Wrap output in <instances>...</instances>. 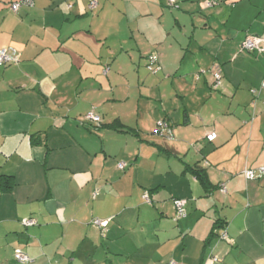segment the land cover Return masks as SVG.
<instances>
[{
	"label": "crops",
	"instance_id": "crops-1",
	"mask_svg": "<svg viewBox=\"0 0 264 264\" xmlns=\"http://www.w3.org/2000/svg\"><path fill=\"white\" fill-rule=\"evenodd\" d=\"M13 1L0 0V49L14 47L18 58L0 67V175L14 181L0 191V264H21L15 248L27 264H264V175H243L264 165V40L262 50L241 47L246 35L264 37V0H175L179 18L168 0H96L93 9L90 0H34L17 12ZM196 13L205 15L194 22ZM150 53L156 73L174 71L187 102L179 117L166 116L177 125L176 144L162 146L169 154L152 146L143 155L146 145L136 144L158 114H131L142 121L131 127L119 113L136 90L143 96L149 79L126 70L146 66ZM207 70L220 72L219 90ZM91 108L96 129L82 122ZM115 119L137 135L105 127ZM186 164L203 168L214 188ZM174 198L187 200L178 219ZM27 218L35 223L24 226ZM215 219L228 240L209 238Z\"/></svg>",
	"mask_w": 264,
	"mask_h": 264
},
{
	"label": "rangeland",
	"instance_id": "rangeland-1",
	"mask_svg": "<svg viewBox=\"0 0 264 264\" xmlns=\"http://www.w3.org/2000/svg\"><path fill=\"white\" fill-rule=\"evenodd\" d=\"M169 11H171L173 14H178V18H179V10L170 7ZM205 15V14H204ZM204 15L196 13L194 14V16H197L194 19V22L198 21V17L202 16L204 17ZM209 18V17H208ZM174 17H171L168 20V24L167 26L170 27L169 30H171V37L172 38H176L179 41V24H177L174 20ZM213 25V24H212ZM214 26L216 27V23L214 24ZM204 27V26H202ZM212 29V28H211ZM185 35L190 36L191 37V33H192V29H191V22L188 21V26L186 27V31H184ZM186 41V39H185ZM135 52V51H133ZM133 57L135 58V62H137L138 60V55L137 53H133ZM124 60H126L128 62V57L125 56ZM147 63H148V59H147ZM137 65H139V70H126L128 71V73L134 74L135 78H137V75L140 76V78L142 79H149L146 82V86L143 87L142 89V97L138 96V90L135 91V96H133L132 98H129L128 100H125L123 102L122 105H124V107L126 108L124 111L119 110L120 114H125L126 120L130 119V125H132L131 127H135L136 124L141 125L142 121L138 120L137 115L136 116H132L131 114H158V116H156L155 118L153 117V115H151L152 118H154V120L152 122H154L155 124H157V120H162L164 118H166L167 115L169 114H173V117L177 118L179 117V104L180 105H187L186 101H179V79L178 77H174V71H173V75H171L169 78L165 77L163 75V73L160 71L156 74L150 72L145 64L143 59H141L140 64L137 63ZM131 66V65H130ZM136 67V64L132 65L131 68ZM2 67V66H0ZM109 71V70H107ZM106 71V72H107ZM211 73V70H207L206 73ZM133 76V77H134ZM134 79V78H133ZM151 84V87L154 89H159V92L156 90L151 91V93L148 92V85ZM220 88H218L219 90ZM155 93V94H154ZM157 93V94H156ZM149 97V98H148ZM138 98H140V101L138 100ZM134 108V109H133ZM150 118V116H149ZM149 120V119H148ZM150 121V120H149ZM169 124H171L172 129L176 128V123L171 122V120L168 121ZM146 123V121H145ZM134 125V126H133ZM150 128H148L147 131L143 130L145 128L142 129L141 133L139 134L138 137H135L136 139V144L139 143H143L145 144V149H143V155L146 154V152H151L150 147H156V145L159 146H164V142L166 141V143L169 144H176L174 143L175 140L171 141V140H166L163 137L157 135L156 132V126H155V130L154 128L152 129V126H149ZM175 130V129H173ZM174 132V131H173ZM155 133L157 135V137L152 134ZM174 136L175 138L177 137V134L174 132ZM139 137L141 140H139ZM152 143H154L152 145ZM155 145V146H154ZM127 153V152H126ZM138 154V148H136V155ZM139 156V158H144L142 159V162H144L145 164L148 163L149 161H151V159H149V157L147 156ZM164 159H166V157H162ZM168 160H177L179 162L178 157H169ZM148 161V162H147ZM145 164H141V168H143V166H145ZM140 174H143V172H139ZM170 183H168V186L171 188ZM142 202L144 203V201L142 200ZM145 204H152V203H146Z\"/></svg>",
	"mask_w": 264,
	"mask_h": 264
},
{
	"label": "trees",
	"instance_id": "trees-1",
	"mask_svg": "<svg viewBox=\"0 0 264 264\" xmlns=\"http://www.w3.org/2000/svg\"><path fill=\"white\" fill-rule=\"evenodd\" d=\"M15 1H17V0H15ZM15 1H13V2H15ZM12 4V2L10 3V5ZM167 5H168V1H167ZM23 6H25V5H23ZM97 6V5H96ZM169 7H178V5L174 2V4L173 5H168ZM22 7V6H21ZM95 8V7H94ZM246 37H248V35H246ZM245 37V38H246ZM245 38H244V40H245ZM243 40V41H244ZM242 45V44H241ZM4 48H14V47H4ZM2 49V48H1ZM151 56H155L156 57V61H155V63H153L152 65H151V61H150V57ZM147 59H148V63L146 64V68L150 71V72H152V73H156L157 71H159L160 70V65H159V59H158V54L157 53H150L148 56H147ZM17 61H18V58H17ZM17 61H13V62H9V63H15V62H17ZM9 63H7V64H9ZM7 64H5V65H7ZM4 64L3 65H0V66H5ZM107 70V69H106ZM203 73H204V71H203ZM211 75H212V72H211ZM211 88L212 89H215V90H217L218 89V87H213V83L211 84ZM89 111H93L96 115H98L99 116V122H93V121H90V120H87V119H85V115L89 112ZM85 115H84V120L82 121V122H86L87 124H89V126H91V127H93V128H99L102 124H101V117H100V115L99 114H97L96 113V111L93 109V108H91L90 110H89ZM86 123H84V124H86ZM86 124V125H87ZM105 127H108V128H110V129H113L114 131H118V132H128V131H131V132H133V133H135L136 135H137V133L135 132V129H127V126H125L123 123H121L120 122V120L119 119H115L113 122H111V123H109V124H106L105 125ZM157 135H159V136H161V137H163L164 139H166V140H174L175 139V136H174V133H173V129H172V127H171V124H169V122H168V120L166 119V118H164V119H162V120H159L158 122H157V124H156V132H155ZM215 133V132H214ZM216 134V133H215ZM207 135V134H206ZM206 135H205V138L208 140V138L206 137ZM215 138H216V136H215ZM214 138V139H215ZM213 139V140H214ZM213 140H211V141H213ZM210 141V140H209ZM154 144V143H153ZM156 147L159 149V150H161V151H163V152H165L166 154H169L170 153V151L167 149V148H164V147H162V146H158V145H156ZM120 163H122L123 164V166H122V168H120L119 167V164ZM117 167L119 168V169H123L124 167H125V164L123 163V162H117ZM186 167H187V169L191 172V174L199 181V183L205 188V190H210V189H212L211 187H213V185L210 183V181H209V179H208V177H207V174H206V172H205V170L203 169V168H201L198 164H194V165H189V164H186ZM259 167V166H258ZM257 168V167H256ZM243 175H244V173H243ZM245 177V176H244ZM261 177V176H260ZM260 177H258V178H260ZM257 179V178H256ZM13 185H14V181H13V178H12V176H7V175H0V191L1 192H7V191H10L12 188H13ZM222 186H224V185H222L221 184V186L218 188L219 189V191L221 192V193H223L220 189H221V187ZM214 188V187H213ZM226 188V187H225ZM226 192H227V190H226ZM225 192V193H226ZM97 193H98V191L96 190L94 193H93V197H95L96 195H97ZM147 196L148 197V201H146L145 200V198H144V196ZM141 199L144 201V202H146V203H152V199H151V197H150V194H149V191L148 190H144L143 192H142V194H141ZM174 199H179V198H174ZM173 199V200H174ZM173 200H172V203H173ZM184 200H186V199H184ZM186 204H187V200H186ZM186 204H185V207H184V213L186 214ZM173 206H174V204H173ZM174 208V212H175V218L176 219H178L180 216L177 214V212H176V210H175V207H173ZM181 217H183V216H181ZM27 219H29V220H32L33 221V224L35 223L34 222V220L33 219H31V218H27ZM96 219H98V218H94L93 220H92V223L95 225V226H97V227H99V228H104L105 226H98V225H96L95 223H94V221L96 220ZM23 220L24 219H22V221H21V223L23 224ZM98 220H100V219H98ZM100 221H103V220H100ZM105 221V220H104ZM33 224H31V225H33ZM106 224H107V221H106ZM24 225V224H23ZM24 226H26V225H24ZM27 226H30V225H27ZM222 231H226L225 230V227L222 225V223H221V219H215L214 220V222H213V227H212V230H211V232H210V235H209V238H218L219 240H221L220 239V237H219V234H220V232H222ZM228 236V235H227ZM209 240V239H208ZM15 249H19V248H15ZM15 249H14V251H13V257H14V252H15ZM19 250H21V249H19ZM22 251V250H21ZM23 252V251H22ZM27 255V254H26ZM210 256H212V255H210ZM14 259H15V257H14ZM16 260V259H15ZM17 261V260H16ZM171 261V260H170ZM169 261V262H170ZM17 262H19V261H17ZM169 262H167L166 264H168ZM20 263V262H19ZM21 264H27V263H21Z\"/></svg>",
	"mask_w": 264,
	"mask_h": 264
},
{
	"label": "built area",
	"instance_id": "built-area-1",
	"mask_svg": "<svg viewBox=\"0 0 264 264\" xmlns=\"http://www.w3.org/2000/svg\"><path fill=\"white\" fill-rule=\"evenodd\" d=\"M34 2V0H17L15 2H12V4L10 5L11 10H13L14 12H17L21 6L23 5H32ZM175 2V0H168V5H173ZM214 2L211 0H206L205 5L206 6H210L212 5ZM97 5V1L96 0H90L89 1V8L93 9L94 7H96ZM264 40V37H256V36H248L245 38V40L243 41L241 47L244 50L247 51H254V50H262L260 47V41ZM13 61H17V55H16V50L14 48H2L0 49V65H5L9 62H13ZM150 61H151V65L153 63H155L156 61V57L155 56H151L150 57ZM212 78H213V87H218V85L220 84V80H221V74L219 71L217 70H213L212 71ZM262 86H264V81H262ZM252 92H255L254 90H252ZM85 119L93 121V122H99V116L96 115L93 111H89L86 115H85ZM216 134L214 132H210L206 135V137L208 138V140H213L215 138ZM123 164L120 163L119 167L122 168ZM244 176L247 180H254L262 175H264V165H261L257 168H245L243 170ZM223 193L226 192V188L225 186H222L220 189ZM145 200L148 201V197L145 195L144 196ZM173 204L175 207V210L177 212V214L181 217L184 216V207L186 204V200L184 199H174L173 200ZM94 223L98 226H105L106 225V221H100L98 219H96L94 221ZM23 224L24 225H31L33 224L32 220L29 219H24L23 220ZM219 237L221 240H228V236L226 231H222L219 234ZM14 257L17 261H19L20 263H28L31 260V258L26 255L24 252H22L19 249H15L14 252ZM209 260L211 262H218L220 260V258L218 256H209ZM168 264H178L175 260H171Z\"/></svg>",
	"mask_w": 264,
	"mask_h": 264
}]
</instances>
